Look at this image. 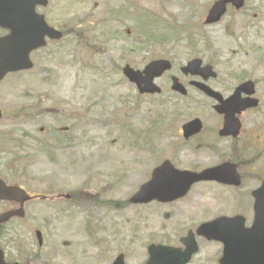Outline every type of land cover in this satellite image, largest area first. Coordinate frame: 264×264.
<instances>
[{
  "label": "rangeland",
  "instance_id": "374dc122",
  "mask_svg": "<svg viewBox=\"0 0 264 264\" xmlns=\"http://www.w3.org/2000/svg\"><path fill=\"white\" fill-rule=\"evenodd\" d=\"M212 1L67 0L69 32L50 49L52 56L36 57L32 69L0 84V171L33 192L77 191L118 206L63 199L29 203L23 219L6 224L7 258L27 264H111L122 252L126 264H144L150 242L180 246L189 228L233 212L227 192L205 184L172 203L122 202L164 158L186 169L215 161L207 151L183 149L176 133L195 115L213 120L211 113L175 96L169 73L156 81L161 94L139 95L121 72L126 63L142 68L157 51L170 48L182 64L192 50L193 56L205 50L223 89L242 76L257 79L262 101L250 117L261 122L256 134L264 133V0H246L242 9L204 25ZM62 9L60 4V17ZM13 232L19 237L11 242ZM199 245L189 264H216L218 244L199 239Z\"/></svg>",
  "mask_w": 264,
  "mask_h": 264
},
{
  "label": "flooded vegetation",
  "instance_id": "af4514ba",
  "mask_svg": "<svg viewBox=\"0 0 264 264\" xmlns=\"http://www.w3.org/2000/svg\"><path fill=\"white\" fill-rule=\"evenodd\" d=\"M67 0H48V3L46 5H38L36 4L34 6V11L38 15H42L45 22L55 28L58 29L63 33L62 37L59 39H48L45 38L46 43L43 47L34 49L29 54L30 58L33 60L36 57H39L41 59L48 58L52 56L51 48L54 45H59L60 42L63 41V37L68 35L69 32V22H68V14L67 10H64L65 4ZM62 5V14L61 17L59 16V5ZM19 22L25 23L27 26L29 22H33L32 19V13L30 12H21L18 14ZM37 20H35L36 22ZM23 30V29H21ZM11 33V29L7 27H1L0 26V38L8 36ZM242 38L243 44L248 42V37H240ZM242 48H246L245 46H241ZM200 56H193V50L190 52V56L187 60H185L184 63L180 64L177 59L175 60L171 56L173 55V52L170 48H167V50H159L156 52V58H166L171 62V69L168 71L169 75V81L171 80L172 76H176L177 79L185 86L187 93L181 94L177 91H172V93L179 97L183 98L185 100V103L191 104L200 107V111H207L210 114V116L213 118V120L208 121L207 117L205 116H193L192 118H200L201 120V126L200 129L196 132L190 133L188 136L183 137L182 135V125L183 123L187 122L188 119L180 126L177 127L176 133L178 134L179 141L182 142L183 149H188L191 154L193 152H197L199 150H204L209 152L211 155L215 156V161L212 163H207L202 166H197L195 168H192L194 171H200L208 167L218 166L222 164L223 162H232L235 164L236 169L240 175V185L239 186H231V185H223L219 184L216 181H203L199 182L198 185L205 184L207 186H210L209 188H229L233 193H238V200H240V212H235L233 214H243L245 217H250L252 215V211L250 208L253 204V196L252 192L261 185V183L264 181V177L262 175H259V169L256 167L257 161H264V133H257V124L261 123L259 120L257 121V124L254 122V120L250 117V112L253 110L252 108H247L244 111H241L240 113H236L235 116L238 119V131H236L235 135L230 134H221L220 129L223 126L224 122V116L222 114L217 113L214 110V105L216 103V100L214 97L210 96L206 91L201 90L199 85L196 84L197 82H203L205 85L211 87L214 90H218L224 97H227L230 95L232 90L230 91L228 88L223 89L220 85V74L217 73V76H211L206 74V71L204 70L205 65H211L212 69L215 70L214 62L211 61L206 53L205 50H202L200 53ZM199 57L202 61L199 66L196 67V69L193 70V66L189 68H183V66L191 59ZM177 61V63H176ZM179 62V63H178ZM176 63V64H175ZM22 72V71H20ZM195 72V74H193ZM208 73V72H207ZM11 74H19V72L16 73H9ZM164 73L162 75H167ZM161 78V77H160ZM159 78V79H160ZM243 79H249V78H243ZM242 79V81H243ZM255 87L257 88V82L254 80ZM163 82V81H162ZM164 84H167V81L164 80ZM235 87V86H234ZM163 90V87L161 88ZM255 97L257 96L260 101V94L258 90L255 89L254 93ZM239 95V94H238ZM241 99L246 97V94L241 92L240 96ZM3 100V97H0V101ZM234 118V117H233ZM237 129V127H236ZM43 128H40V131H42ZM208 131H210L208 133ZM231 133H235V128H233ZM207 133V134H206ZM52 141V139H51ZM1 157V156H0ZM1 163V159H0ZM0 177L3 178V174L0 171ZM3 180L10 185H16L18 184L22 188H24L30 195L31 198L25 201L26 204H29L30 202H33L34 200H53V199H60L62 198V193L57 192L54 194V191L51 192V194H40L37 192L31 191L28 186L23 182H13L10 178H3ZM251 181H254L253 184ZM43 196H46L45 198H41ZM72 197H76L74 194L71 195ZM20 198V196L15 193L13 195V200H4L1 202H4L5 207L12 208L18 205L16 200ZM24 203V205H25ZM232 214V215H233Z\"/></svg>",
  "mask_w": 264,
  "mask_h": 264
},
{
  "label": "water",
  "instance_id": "95a60500",
  "mask_svg": "<svg viewBox=\"0 0 264 264\" xmlns=\"http://www.w3.org/2000/svg\"><path fill=\"white\" fill-rule=\"evenodd\" d=\"M35 1L37 0H32V3H35ZM21 2L23 0H0V13L10 10L17 11V6ZM227 2H232L236 7H239L242 5L243 0H217L209 9L206 22L217 21L224 13ZM48 35L55 37L59 33L54 29H48ZM41 38V36L38 38H25L22 40L24 45L21 46L18 44L15 50L9 52L6 51L8 49L4 51L0 50V80L8 71L26 69L32 65L28 59V53L31 49L43 44ZM168 67L169 65L166 61L159 60L151 62L143 73L134 71L128 66L124 69V72L130 80L137 84L140 92H153L159 91V88L152 82L153 77L161 74ZM188 124L191 126L195 125L197 129L199 127V121L197 120ZM211 177L212 174L209 170L201 173H194L187 170L180 171L175 169L170 162L164 161L153 170L152 178L141 185L131 200L133 202H147L155 198L159 201H170L183 196L194 181ZM5 187L4 183L0 180V197L12 196L9 189L4 190ZM13 188L17 189L16 187ZM260 202L262 203L261 198ZM19 213H22L21 208L3 213L0 216V222L7 220L13 214ZM228 221L233 220L218 219L213 223L201 224L197 229V233L206 236L208 239H217L225 242L224 255L220 263L264 264V217L256 219L252 227L247 229ZM37 236L39 242H41L40 231H37ZM182 242L186 246L185 249L155 244L150 245L148 247L149 258L145 264H185L197 250V244L191 232H189L186 238L182 239ZM231 253L237 254L239 259H234L230 255ZM0 264H7L3 258L1 249ZM113 264H124L123 256L119 255Z\"/></svg>",
  "mask_w": 264,
  "mask_h": 264
}]
</instances>
